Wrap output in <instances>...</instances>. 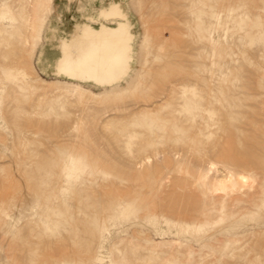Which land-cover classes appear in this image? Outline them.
Returning a JSON list of instances; mask_svg holds the SVG:
<instances>
[{"label": "rangeland", "instance_id": "1", "mask_svg": "<svg viewBox=\"0 0 264 264\" xmlns=\"http://www.w3.org/2000/svg\"><path fill=\"white\" fill-rule=\"evenodd\" d=\"M110 1L0 0V264H264V0H119L126 78L58 77Z\"/></svg>", "mask_w": 264, "mask_h": 264}, {"label": "bare ground", "instance_id": "2", "mask_svg": "<svg viewBox=\"0 0 264 264\" xmlns=\"http://www.w3.org/2000/svg\"><path fill=\"white\" fill-rule=\"evenodd\" d=\"M133 22L121 1L102 4L84 13L74 28L60 36L58 54L50 62L58 77L99 87L123 81L134 63ZM52 34L57 32L54 27ZM52 40V39H51ZM243 181L248 180L240 175ZM224 181L218 189L224 190Z\"/></svg>", "mask_w": 264, "mask_h": 264}]
</instances>
